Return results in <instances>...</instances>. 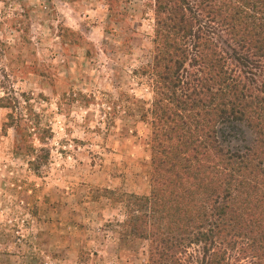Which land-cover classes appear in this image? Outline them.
<instances>
[{
  "label": "rangeland",
  "instance_id": "374dc122",
  "mask_svg": "<svg viewBox=\"0 0 264 264\" xmlns=\"http://www.w3.org/2000/svg\"><path fill=\"white\" fill-rule=\"evenodd\" d=\"M153 29L152 0H0V264H147Z\"/></svg>",
  "mask_w": 264,
  "mask_h": 264
},
{
  "label": "trees",
  "instance_id": "16d2710c",
  "mask_svg": "<svg viewBox=\"0 0 264 264\" xmlns=\"http://www.w3.org/2000/svg\"><path fill=\"white\" fill-rule=\"evenodd\" d=\"M152 10L141 73L153 95L148 107L132 101L150 125V191L129 195L125 223L147 240V264H264V0ZM0 101L17 129L15 97Z\"/></svg>",
  "mask_w": 264,
  "mask_h": 264
}]
</instances>
